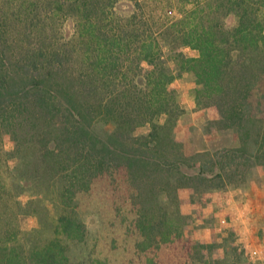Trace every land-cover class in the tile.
<instances>
[{"label": "trees", "instance_id": "16d2710c", "mask_svg": "<svg viewBox=\"0 0 264 264\" xmlns=\"http://www.w3.org/2000/svg\"><path fill=\"white\" fill-rule=\"evenodd\" d=\"M121 1L0 0V264H110L83 252L82 209L101 189L128 222L134 212L124 264H222L213 243L187 237L180 191L240 185L264 164V0H177L174 16L175 0H130L125 17ZM62 18L73 37L60 39ZM185 71L237 145L192 153L174 136ZM26 213L39 226L23 229Z\"/></svg>", "mask_w": 264, "mask_h": 264}, {"label": "rangeland", "instance_id": "374dc122", "mask_svg": "<svg viewBox=\"0 0 264 264\" xmlns=\"http://www.w3.org/2000/svg\"><path fill=\"white\" fill-rule=\"evenodd\" d=\"M179 6V2L175 0L170 16L177 14ZM114 10V15L125 17L134 12L135 5L130 0H122ZM60 26L63 30L59 34L60 39L73 37L75 29L68 18H62ZM184 51L188 56L198 55V52L190 47H185ZM167 55L170 66L175 69L176 63L172 55ZM172 86L177 91L183 110L174 136L183 139L189 151H215L238 144L235 131L217 128L214 121L219 115L215 109L198 106L195 97L197 84L192 72H183ZM161 121H165V116L161 117ZM99 128L105 131L106 127L100 123ZM149 129L148 125L140 126L136 133H147ZM4 151L5 157L13 162L12 155L16 151V144L9 131L4 134ZM194 170L195 168L186 169L189 172ZM19 175L24 177L25 170L19 171ZM32 188L20 192V199L25 202L35 196ZM35 191L39 192L37 189ZM180 196L184 201L182 211L187 216V237L213 243L209 253L219 255L222 264H264V164L256 165L249 172L247 181L240 185H229L205 192H192L189 188H184L181 189ZM95 199L96 201L89 203L91 205H85L82 209V217L93 231L92 240L86 251L77 246L75 252L80 254L82 251L86 253L96 250L98 255L101 253L106 256L110 264H124L129 258V249H132L135 239L130 230L134 227H128L134 212L131 210L133 213H130L132 217L128 222L125 213L116 212L112 200H109L103 189ZM43 215L48 219V213ZM20 224L23 229L32 230L39 226V220L34 213H26L25 216L22 215ZM193 253L194 257L198 255L196 250Z\"/></svg>", "mask_w": 264, "mask_h": 264}]
</instances>
